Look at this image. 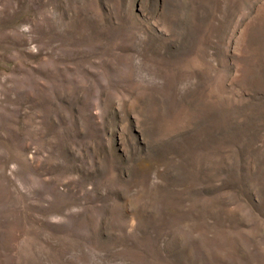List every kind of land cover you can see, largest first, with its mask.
Wrapping results in <instances>:
<instances>
[{
  "label": "rangeland",
  "instance_id": "obj_1",
  "mask_svg": "<svg viewBox=\"0 0 264 264\" xmlns=\"http://www.w3.org/2000/svg\"><path fill=\"white\" fill-rule=\"evenodd\" d=\"M0 264H264V0H0Z\"/></svg>",
  "mask_w": 264,
  "mask_h": 264
}]
</instances>
